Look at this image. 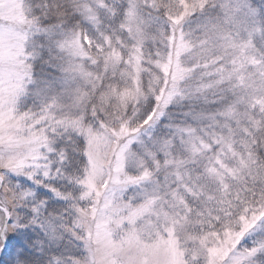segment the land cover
<instances>
[{
  "label": "snow or ice",
  "instance_id": "obj_1",
  "mask_svg": "<svg viewBox=\"0 0 264 264\" xmlns=\"http://www.w3.org/2000/svg\"><path fill=\"white\" fill-rule=\"evenodd\" d=\"M0 264H264V0H0Z\"/></svg>",
  "mask_w": 264,
  "mask_h": 264
}]
</instances>
